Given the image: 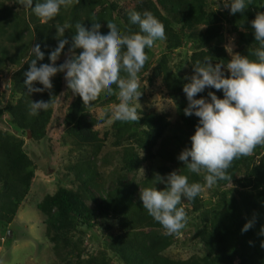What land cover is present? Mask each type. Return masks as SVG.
<instances>
[{
  "label": "trees",
  "instance_id": "16d2710c",
  "mask_svg": "<svg viewBox=\"0 0 264 264\" xmlns=\"http://www.w3.org/2000/svg\"><path fill=\"white\" fill-rule=\"evenodd\" d=\"M245 3L243 14L232 15L222 2L216 6L211 0H125L122 3L73 0L71 6H62L52 20L43 22L17 0H0V120L6 116L3 122L8 126L6 130L0 129V238L8 236L9 226L28 199L36 177L53 179L32 159L24 137L28 138L30 131L32 141L50 139V127L58 125L64 128L62 139L69 147L71 162L57 180L56 192L37 203V209L46 219V238L57 258L54 264H264L261 247L264 236L258 235L264 226V145L257 146L251 156L232 162L227 170L232 181H218L213 185V198L208 204L202 192L193 200L182 196L177 207L190 209L193 217L189 234L203 253L174 259L166 252L175 245H183L179 239L181 232L167 235L162 225L143 208L140 199V188L164 190L166 185L158 182L155 174L140 178L139 172L145 163L153 164L161 159L157 170L161 176L179 171L188 177L190 184L205 185L203 171L192 173L177 159L182 150L191 148V136L199 118L185 116L182 109L172 122L167 114L137 108L132 101L140 119L121 122L112 118L110 108L119 103L116 85L112 86L113 95L102 91L91 106L84 107L82 98L68 88L64 73L52 78L50 92L30 96L24 85V72L34 59L33 46L39 44L45 53V59L38 61V65L51 63L49 53L58 45L56 25L65 28V38L69 40L57 61L59 65L68 58L77 23L89 29L92 23H101V34L107 35L110 31L107 22H114L122 34H132L140 28L130 22L129 12L148 10L164 25L166 39L145 48L148 59L138 73L140 96L145 82L153 87L159 81L164 96L178 101L186 97L183 86L189 82L181 73L185 64L194 73L197 60L211 56L215 65L226 64L231 59L222 44L225 34L236 39L235 53L256 59L254 51L259 45L250 22L257 12H264V0H245ZM183 49L190 50L191 54L175 65L174 55ZM82 51L76 49L77 54ZM4 75L10 76L9 90L3 88ZM120 75L125 77L126 73L121 70ZM34 86L43 87L38 82ZM209 91L223 98V91L214 88L204 90L196 98H208ZM52 98L53 105L47 111L29 115L31 100L48 102ZM60 99L67 104L62 120L55 117V106ZM103 109L106 110L102 115ZM110 140L118 149V163L109 180H105L107 173L100 169L99 162ZM111 164L112 160L104 162L106 166ZM88 201L94 202V206H89ZM253 217L254 227L242 232ZM114 227L118 228L117 233L112 232ZM93 238L99 246L89 250L86 241Z\"/></svg>",
  "mask_w": 264,
  "mask_h": 264
},
{
  "label": "clouds",
  "instance_id": "9594fccd",
  "mask_svg": "<svg viewBox=\"0 0 264 264\" xmlns=\"http://www.w3.org/2000/svg\"><path fill=\"white\" fill-rule=\"evenodd\" d=\"M33 2L17 0L43 22L56 17L62 6L67 8L73 4V0H36L33 6ZM223 6L230 9L232 15L243 14L247 7L245 0H223ZM128 15L132 24L139 25V32L122 34L116 23L107 22L110 31L104 35L100 31L101 23H92L91 29L77 23L68 58L59 65L57 61L69 40L65 38V28L56 25L58 45L49 53L51 63L38 65V61L45 59V53L39 44L31 49L34 59L24 72L26 92L30 96L46 90L50 92L53 89L52 78L64 73L68 88L82 98L84 107H88L102 91L113 95L112 86L116 85L119 103L112 108V118L121 122L138 121L140 115L131 102L141 95L138 73L148 59L145 48H152L155 41L166 39V35L164 25L152 12L133 10ZM250 23L259 45L254 51L255 60L233 53L226 64L218 62L213 65L212 57H205L203 61L194 63V73L186 77L189 82L183 86L188 101L184 114L189 117L195 115L199 122L191 136V148L182 150L177 159L192 173L203 171L206 184H190L186 175L173 171L166 177L159 173L154 176L166 185L164 190L140 188L143 208L162 225L167 235H179L186 227L185 209L177 207L182 196L193 200L205 186L211 188L218 181H232L227 173L232 162L251 156L257 146L264 145V12H257ZM76 49L83 51L77 54ZM121 70L126 73L125 77L120 75ZM36 82L43 87H35ZM206 88L222 90L223 98L209 91L208 98L197 99V94ZM52 105L53 98L48 102L31 100L29 115H38ZM255 222L253 217L243 226L242 232L252 229ZM258 235L264 236V226ZM261 247L264 248V242Z\"/></svg>",
  "mask_w": 264,
  "mask_h": 264
},
{
  "label": "rangeland",
  "instance_id": "374dc122",
  "mask_svg": "<svg viewBox=\"0 0 264 264\" xmlns=\"http://www.w3.org/2000/svg\"><path fill=\"white\" fill-rule=\"evenodd\" d=\"M111 1L122 3L125 0ZM211 2H214L216 6H219V3H223V0H211ZM222 44L229 55L235 53L238 49L237 41L232 35L225 34ZM159 46L161 45L159 44L158 47ZM190 54V50H180L174 55L173 63L175 65L180 64L186 56L189 58ZM181 73L186 77L193 75L192 70L187 64L183 66ZM1 80L3 88L6 89V86H9L7 83L10 80V76L4 75ZM208 89L209 88H206L205 91ZM143 91L144 93L142 97L139 96L138 100H133L135 106L140 109L154 110L158 113L167 114L169 120L172 122L178 118L182 109L184 110L182 107H185L188 104L186 97L181 98L178 101H172L165 97V91L159 81L153 87L145 82ZM8 96L9 95H6V99H8ZM66 107V101L63 99H60L56 104L55 117L58 120H62L64 117ZM105 110H101L102 115L105 113ZM2 120L6 122V116H3ZM3 121L0 120V129L6 130L8 126ZM111 122L112 121H110V123ZM110 123L108 126L111 125ZM49 132L50 139L41 142L32 141V137L30 139L24 137L26 149L29 151L32 159L40 164L41 167H44L45 171L52 175L53 179L47 180L36 177L30 194L28 195V199L21 206L17 217L9 226L8 236L0 238V264H54L57 261V258L52 251V245L46 238V219L37 209V203L41 202L46 195H52L56 192L57 180L61 179L63 173L67 171L66 167L71 162V156L68 154L69 152H67L69 147L64 145L65 141L62 139L64 128L58 125L55 127L51 126ZM51 146L53 147V150L51 149ZM117 155L118 149L112 146L111 140L108 141L99 162L100 169L107 173L105 180H109L110 175L116 169L118 163ZM116 157L117 161L115 160ZM105 160H112V164L107 166L104 165ZM161 164V159L155 160L153 164L145 163L142 167L144 172L143 170H140L139 177L145 178V176L156 174L158 167ZM229 187H231V185ZM213 191L214 187H204V190L202 191L203 199L207 204L209 203L208 201L213 198ZM88 205L93 207L94 202L88 201ZM183 208L188 215L189 221V223L186 224L187 227L181 231L179 237L183 245H175L166 252V255L174 259H187L193 254L198 253L199 255H202L203 253L202 247L199 246L196 241L191 238V234H189V232L192 231L190 219H192L193 215H190L191 211L189 208ZM112 232L117 233L118 228L114 227ZM95 240L96 239L93 238L92 240L89 239L86 241L89 250L99 246Z\"/></svg>",
  "mask_w": 264,
  "mask_h": 264
},
{
  "label": "water",
  "instance_id": "95a60500",
  "mask_svg": "<svg viewBox=\"0 0 264 264\" xmlns=\"http://www.w3.org/2000/svg\"><path fill=\"white\" fill-rule=\"evenodd\" d=\"M6 90H9V86H6ZM32 137V134L30 131H28V138L30 139Z\"/></svg>",
  "mask_w": 264,
  "mask_h": 264
}]
</instances>
